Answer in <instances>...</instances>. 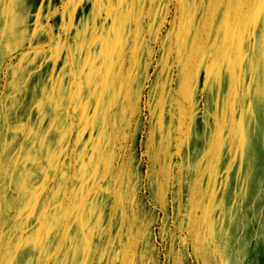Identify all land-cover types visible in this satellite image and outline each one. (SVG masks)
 I'll use <instances>...</instances> for the list:
<instances>
[{"label":"crops","instance_id":"1","mask_svg":"<svg viewBox=\"0 0 264 264\" xmlns=\"http://www.w3.org/2000/svg\"><path fill=\"white\" fill-rule=\"evenodd\" d=\"M263 14L260 0H57L37 124L53 264L183 262L187 183L204 167L231 179L235 40Z\"/></svg>","mask_w":264,"mask_h":264},{"label":"rangeland","instance_id":"2","mask_svg":"<svg viewBox=\"0 0 264 264\" xmlns=\"http://www.w3.org/2000/svg\"><path fill=\"white\" fill-rule=\"evenodd\" d=\"M55 3L0 0V264H53L37 124ZM259 19L248 40H235L231 179L204 167L199 182L188 181V245L174 264H264V14Z\"/></svg>","mask_w":264,"mask_h":264},{"label":"snow or ice","instance_id":"3","mask_svg":"<svg viewBox=\"0 0 264 264\" xmlns=\"http://www.w3.org/2000/svg\"><path fill=\"white\" fill-rule=\"evenodd\" d=\"M260 3H261V4H264V0H260Z\"/></svg>","mask_w":264,"mask_h":264}]
</instances>
